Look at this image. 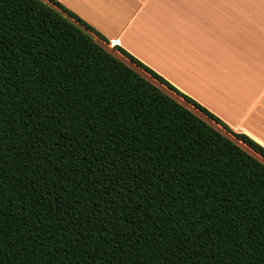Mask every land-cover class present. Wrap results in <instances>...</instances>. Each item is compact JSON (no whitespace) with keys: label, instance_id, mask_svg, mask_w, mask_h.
Instances as JSON below:
<instances>
[{"label":"trees","instance_id":"trees-1","mask_svg":"<svg viewBox=\"0 0 264 264\" xmlns=\"http://www.w3.org/2000/svg\"><path fill=\"white\" fill-rule=\"evenodd\" d=\"M95 34L0 0V264H264V148Z\"/></svg>","mask_w":264,"mask_h":264},{"label":"crops","instance_id":"crops-1","mask_svg":"<svg viewBox=\"0 0 264 264\" xmlns=\"http://www.w3.org/2000/svg\"><path fill=\"white\" fill-rule=\"evenodd\" d=\"M57 1L116 58L136 67L118 46L264 148V0Z\"/></svg>","mask_w":264,"mask_h":264},{"label":"rangeland","instance_id":"rangeland-1","mask_svg":"<svg viewBox=\"0 0 264 264\" xmlns=\"http://www.w3.org/2000/svg\"><path fill=\"white\" fill-rule=\"evenodd\" d=\"M133 68H135L140 74H142L143 76H145L146 78H148L149 80H151V81H153L152 79H151V77L149 76V75H147V73H145L144 71H142L141 69H139L138 67H134L133 66ZM155 80V79H154ZM153 82H155V81H153ZM156 83V82H155ZM156 84H158L159 86L161 85L160 83H156ZM163 86V85H162ZM162 86H160V88H162L165 92H167V93H169L171 96H173V97H175L176 98V100H178V101H181L182 102V99H181V97L180 96H178V95H175V93H173L172 91H170L169 89H167L165 86H164V88L162 87ZM196 113H198L197 111H195ZM199 115H201L200 113H198ZM201 116H204V115H201ZM208 120H210V119H208ZM209 122H211V121H209ZM224 130V129H223ZM222 129L220 130L221 132H223L224 134H226V131L224 130L223 131ZM228 133V132H227ZM229 134V133H228ZM227 135V134H226ZM228 136V135H227ZM229 137L231 138V139H233V140H235L236 141V139L231 135V134H229ZM238 143H239V141H238ZM242 147H244L245 149H247L248 150V147L246 146V145H244L243 143H239ZM256 156L258 157V159L260 158L261 160H262V158L259 156V155H257L256 154ZM259 159V160H260ZM264 160V159H263Z\"/></svg>","mask_w":264,"mask_h":264}]
</instances>
